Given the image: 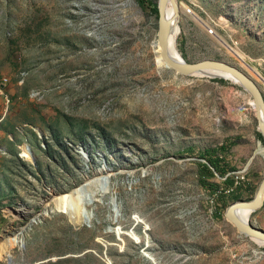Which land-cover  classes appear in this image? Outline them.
I'll list each match as a JSON object with an SVG mask.
<instances>
[{
  "label": "rangeland",
  "instance_id": "obj_1",
  "mask_svg": "<svg viewBox=\"0 0 264 264\" xmlns=\"http://www.w3.org/2000/svg\"><path fill=\"white\" fill-rule=\"evenodd\" d=\"M175 4L182 60L234 66L264 99V0ZM156 22L137 0H0V264H264L223 217L264 172L251 100L160 67ZM221 145L211 192L198 157ZM103 172L71 223L58 198ZM248 223L264 230V198Z\"/></svg>",
  "mask_w": 264,
  "mask_h": 264
},
{
  "label": "water",
  "instance_id": "obj_2",
  "mask_svg": "<svg viewBox=\"0 0 264 264\" xmlns=\"http://www.w3.org/2000/svg\"><path fill=\"white\" fill-rule=\"evenodd\" d=\"M167 5L172 6V16L175 18L178 16L176 10L175 0H156V43L159 48L158 56L164 63V65L172 70L174 73L192 76L197 73L203 72H222L228 74L229 76L236 77L239 79V87L249 96L251 100L250 107L253 110L254 118L257 121V127H259L260 120H262V125L264 127V99L263 96L256 86V84L241 70L231 66L225 62L219 60H201L194 63H185L183 60L182 63H176L169 58L167 52V39H168V30L170 23L165 19L166 7ZM224 78L221 76H212ZM258 133H260L257 130ZM203 164L206 165L204 160H200ZM264 198V172L255 188L253 196L247 201L237 200L230 203L223 212V217L228 221L234 229L240 234H247L249 237L260 240L264 242V230H261L257 227L252 226L250 223H243L236 216L235 212L239 209L248 210L250 212L258 211L263 203Z\"/></svg>",
  "mask_w": 264,
  "mask_h": 264
},
{
  "label": "bare ground",
  "instance_id": "obj_3",
  "mask_svg": "<svg viewBox=\"0 0 264 264\" xmlns=\"http://www.w3.org/2000/svg\"><path fill=\"white\" fill-rule=\"evenodd\" d=\"M175 7H176V10L178 11L177 6H175ZM171 8H172V6L167 5L166 13H165V19H166V21H168L170 23V27H169V30H168V39H167V44H168L167 45V52H168L169 58L172 61H174L176 63H182L183 62L182 58L179 55V53L177 52V50L175 48V45H174L175 39L177 37V34H178L179 30H178V27L175 24V22L177 21V17L175 18L174 16H172V9ZM188 12L191 13L190 11H188ZM156 41L153 42V46L156 49V52L158 54L159 48L157 46ZM159 63H160V67H162L163 69H168L164 65V63L162 62V60L160 58H159ZM192 76H205V77H209V78L212 77V76H221V77H224L226 79H229L230 81H234L238 85L240 83L238 78L229 76L228 74H225V73H222V72H211L210 71V72L197 73V74H194ZM260 123L261 124L259 125V127H257V130L262 135L263 142H264V127L262 125V120H260ZM263 151H264V148H263ZM23 156L30 158L31 154H30L29 151L25 150L23 152ZM106 173H108V171ZM106 173H104V172L103 173H99L97 175L96 179H94L93 181L90 180L84 186H82L80 188H77V189L73 190L72 192H70L69 194L62 195V196H60L58 198V201H59V203L61 205L62 212H64L68 216V219L70 220L71 223H73L75 225H81V224L84 223L85 218L80 214V210H79V208L77 206V200L80 197V192L82 191V189L86 188L85 186H90L91 185L92 189L96 188V187L99 188L100 185H98V183H102V181H104V179H106L105 177L108 176V174H106ZM251 213L252 212H250L248 210L239 209V210H237L235 212V216L240 221L245 223V222H248V218H249ZM244 235L248 236L247 234H244ZM251 239H253L259 245H263L264 246V242H262L260 240H257V239H254V238H251Z\"/></svg>",
  "mask_w": 264,
  "mask_h": 264
},
{
  "label": "trees",
  "instance_id": "obj_4",
  "mask_svg": "<svg viewBox=\"0 0 264 264\" xmlns=\"http://www.w3.org/2000/svg\"><path fill=\"white\" fill-rule=\"evenodd\" d=\"M144 3H150L156 8V0H137V4L139 7H142ZM259 135V133H257ZM216 150H223V145H221L218 149L216 148H208L205 149L200 155L199 159L205 161V164L198 165V172L200 175V184L203 188L210 190L211 192L216 191L217 185L215 183H208L206 179H210L214 177V174L218 176H224L226 174V170L220 166V159L214 155ZM231 183V180L228 177L222 181L223 186H227Z\"/></svg>",
  "mask_w": 264,
  "mask_h": 264
},
{
  "label": "built area",
  "instance_id": "obj_5",
  "mask_svg": "<svg viewBox=\"0 0 264 264\" xmlns=\"http://www.w3.org/2000/svg\"><path fill=\"white\" fill-rule=\"evenodd\" d=\"M208 33H209V34H212V30H209V29H208Z\"/></svg>",
  "mask_w": 264,
  "mask_h": 264
}]
</instances>
